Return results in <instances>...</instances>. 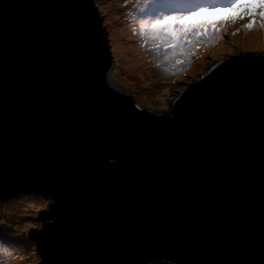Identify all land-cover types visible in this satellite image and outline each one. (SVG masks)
<instances>
[{
  "label": "water",
  "instance_id": "obj_1",
  "mask_svg": "<svg viewBox=\"0 0 264 264\" xmlns=\"http://www.w3.org/2000/svg\"><path fill=\"white\" fill-rule=\"evenodd\" d=\"M227 60L155 112L94 0H0V197L50 199L39 264H264V50Z\"/></svg>",
  "mask_w": 264,
  "mask_h": 264
},
{
  "label": "rangeland",
  "instance_id": "obj_2",
  "mask_svg": "<svg viewBox=\"0 0 264 264\" xmlns=\"http://www.w3.org/2000/svg\"><path fill=\"white\" fill-rule=\"evenodd\" d=\"M94 1L102 11L108 32L116 81L129 88L139 106L155 112L172 110L174 101L190 90L189 85L202 81V75L212 63L224 58L238 59L245 50H264V27L256 21L252 22L251 29L246 27L250 22L247 19L229 21L226 26H220L222 38L199 40L195 47L185 45L182 51L163 47L150 25L156 19L187 13L196 4H184L185 10H177L181 6L177 4L178 0H152V3L147 0ZM202 1L207 2L208 7L229 4L217 5L216 0H197V3ZM155 32L159 37L164 36L160 30ZM136 56L139 59L147 56L146 61H149L143 79L139 77L140 72L132 73L126 67V60L131 63ZM201 59H204L202 63ZM49 204L48 197L33 191L0 197V264H39L42 256L29 234L34 228L44 227L40 214ZM135 264L169 263L147 261Z\"/></svg>",
  "mask_w": 264,
  "mask_h": 264
},
{
  "label": "snow or ice",
  "instance_id": "obj_3",
  "mask_svg": "<svg viewBox=\"0 0 264 264\" xmlns=\"http://www.w3.org/2000/svg\"><path fill=\"white\" fill-rule=\"evenodd\" d=\"M179 2L185 5L193 3L196 6L187 13L156 19L150 25L154 35L160 39V43L165 48H179L183 51L185 45L195 47L199 40H212L218 36L222 38L223 30L220 26L222 24L226 26L229 21L247 19L250 21L246 25L249 29L253 27V21L264 27V0H230L226 6L213 7L197 3V0H179ZM155 30L162 31L164 36L159 37V33ZM165 255L157 253L152 258Z\"/></svg>",
  "mask_w": 264,
  "mask_h": 264
},
{
  "label": "bare ground",
  "instance_id": "obj_4",
  "mask_svg": "<svg viewBox=\"0 0 264 264\" xmlns=\"http://www.w3.org/2000/svg\"><path fill=\"white\" fill-rule=\"evenodd\" d=\"M146 25H143V27H145ZM122 30V29H121ZM124 36H125V34H124ZM126 40H128V38H125ZM125 50H126V48H128V45L126 44L125 45ZM146 58H147V56L145 57V58H141V59H139V57L138 56H136L135 57V61H133V62H129L128 60H126V63H127V65H126V67H127V69L129 70V71H131L132 73H136V72H140L141 74H140V78H145V76L143 75V72H144V70H146L147 68H145V66L146 67H148L147 65L149 64V61L147 62L146 61ZM204 60V59H203ZM203 60L201 59L200 61H201V63L203 62ZM148 63V64H147ZM145 64V65H144ZM150 68V67H149ZM150 71V70H149ZM116 74V72H114V75ZM121 74V73H120ZM115 78H116V75H115ZM159 101H160V99H159Z\"/></svg>",
  "mask_w": 264,
  "mask_h": 264
},
{
  "label": "trees",
  "instance_id": "obj_5",
  "mask_svg": "<svg viewBox=\"0 0 264 264\" xmlns=\"http://www.w3.org/2000/svg\"><path fill=\"white\" fill-rule=\"evenodd\" d=\"M147 1H149L150 3H152V0H147ZM170 1V0H169ZM217 1V5H223L224 3H230V0H223L224 2H222V0H216ZM201 3H203V4H206L207 2H204V1H202ZM177 4L178 5H181L177 10H185V6L183 7L182 5H184L183 3H181V2H179V0H178V2H177ZM176 10V11H177ZM143 29H146L147 30V27L145 26V27H143ZM6 234V233H5ZM7 235V234H6ZM1 242V241H0ZM10 244L12 243V241L11 242H9ZM13 245H14V243H13ZM0 249H2V248H0ZM1 251V250H0Z\"/></svg>",
  "mask_w": 264,
  "mask_h": 264
},
{
  "label": "clouds",
  "instance_id": "obj_6",
  "mask_svg": "<svg viewBox=\"0 0 264 264\" xmlns=\"http://www.w3.org/2000/svg\"><path fill=\"white\" fill-rule=\"evenodd\" d=\"M110 162H114V161H110Z\"/></svg>",
  "mask_w": 264,
  "mask_h": 264
}]
</instances>
